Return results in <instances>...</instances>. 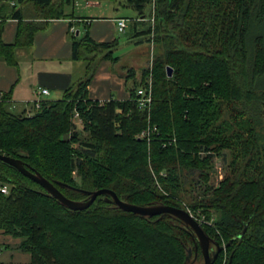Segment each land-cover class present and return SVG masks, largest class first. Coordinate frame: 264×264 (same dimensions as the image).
<instances>
[{"label": "trees", "instance_id": "trees-1", "mask_svg": "<svg viewBox=\"0 0 264 264\" xmlns=\"http://www.w3.org/2000/svg\"><path fill=\"white\" fill-rule=\"evenodd\" d=\"M72 1L0 0V58L16 64L15 49L30 46L48 20L70 16ZM121 3L136 12L133 30L152 46L151 67L127 74L129 98H88L93 60L118 57L116 40L97 42L84 25L70 37L72 59L87 63L85 73L60 99L25 116L9 111L3 96L0 154L73 200L100 188L140 206L181 208L186 199L223 246L212 264H264V0H155L152 23L151 0ZM8 18L19 21L14 44L1 40ZM149 76L147 112L135 93ZM148 125L156 127L150 139L137 137ZM223 151L224 175L209 184L212 160ZM2 184L9 192H0V233L18 238L33 264H185L193 251L191 229L170 214L123 211L106 194L70 210L0 160Z\"/></svg>", "mask_w": 264, "mask_h": 264}, {"label": "crops", "instance_id": "crops-1", "mask_svg": "<svg viewBox=\"0 0 264 264\" xmlns=\"http://www.w3.org/2000/svg\"><path fill=\"white\" fill-rule=\"evenodd\" d=\"M74 1L69 6H73ZM94 4L97 5V11H91L94 9L92 7L86 15L76 13L71 7V11L66 8V13L70 16L48 20L44 28L33 33L30 46H19L15 49L16 64H9L0 58V93L6 97L9 111L31 116L35 112V101L41 103L60 99L66 88L84 76L87 63L72 59L71 33L75 36L82 35V27L85 25L93 40L97 42L116 40L118 46L120 35L124 34L125 30L123 32L117 30L115 19L127 18V26L130 22L138 20L136 14L129 18L119 14L120 6L115 8L111 5V11L105 13L100 3ZM86 5L92 4L87 2ZM18 25L19 21L13 18L3 22L1 40L4 44L15 43ZM137 31L139 29H134L132 34L137 40L132 38L128 40L129 44L132 42L137 52L144 50L145 54V49H142L143 38L138 36ZM137 58L134 56V60H138ZM118 60L119 57L116 62ZM113 62L102 58V55L93 60L92 76L87 86V95L91 100L103 102L109 99L129 98L128 73L125 68L114 73ZM135 67L137 66H131L134 70ZM40 88L47 89L48 93L39 94ZM18 243V238L0 233V264H33L30 255L18 249Z\"/></svg>", "mask_w": 264, "mask_h": 264}, {"label": "water", "instance_id": "water-1", "mask_svg": "<svg viewBox=\"0 0 264 264\" xmlns=\"http://www.w3.org/2000/svg\"><path fill=\"white\" fill-rule=\"evenodd\" d=\"M166 72L167 76L170 77L172 75V68L170 66H166ZM0 160L11 165L20 173L39 184L49 195L53 196L58 202L70 210H83L87 208L97 196L106 194L109 195L110 201L123 211L150 217L167 213L176 217L186 226H188L192 230L193 234L197 237L204 255V264H212L215 261L218 252L223 249V246H220L217 242H214V245L216 246V253L212 258H210L208 247L211 239L206 235L202 226L186 210L182 208L169 205L140 206L128 203L119 199L116 193L108 188H100L93 191L81 190V192L88 195V199L73 200L63 195L52 182L45 179L38 172L28 169L20 159L0 154Z\"/></svg>", "mask_w": 264, "mask_h": 264}, {"label": "rangeland", "instance_id": "rangeland-1", "mask_svg": "<svg viewBox=\"0 0 264 264\" xmlns=\"http://www.w3.org/2000/svg\"><path fill=\"white\" fill-rule=\"evenodd\" d=\"M90 3L92 5H86V3ZM94 2H97L98 4L100 3V7L103 9V12H110L111 11V7L114 6L115 8H118L120 6V13L123 16L126 17H130L136 14V12L128 7V6H124L121 2H123V0H75L74 1V5L73 6H68L67 10L71 11V7L72 9L76 12V13H80L83 15H86V12L90 11L92 9V7L94 9H92L91 11H97V5L94 4ZM112 5V6H111ZM129 23V22H128ZM133 27H132V23L130 22L127 26V28L125 29V33L120 35V43L119 45L116 47V49L114 50V55L119 57V60L117 62H113V64H115V66H113V72L116 73L118 72V70H121L122 68H125L126 73H129L131 71H134L133 68H131L132 65H136L137 67H135V71L137 77L140 76V72L141 70H143L144 67H151V60H152V56H151V51H152V46L146 47V43L145 40H143V45H142V49H145L146 53L144 54V50L142 52H137V49L134 48V44L131 42V44H129L132 38L136 39V36H133ZM144 39V38H143ZM134 40V41H136ZM138 53V54H137ZM134 56H137L138 60H134ZM136 64H135V63ZM36 110V109H35ZM74 124H75V128L76 130L81 132V123L76 119L74 120ZM81 135H85L84 132L80 133ZM139 135H137L138 137ZM75 145V144H74ZM225 158H227V151H223V155H217L214 157L213 161V168L211 170V174H210V179H209V184H217L218 181H220L224 175L225 172ZM72 175L75 176L76 173L75 171L72 172ZM180 200V199H179ZM181 204L183 207H181L182 209L186 210L190 215L193 216V218L200 224L202 225V223H205V221L203 220L202 217H198L196 214L193 213V210L188 206L187 204V200L183 199L180 200ZM189 259L190 264H202L203 261L202 260H198L196 262L190 261L192 259V255Z\"/></svg>", "mask_w": 264, "mask_h": 264}, {"label": "built area", "instance_id": "built-area-1", "mask_svg": "<svg viewBox=\"0 0 264 264\" xmlns=\"http://www.w3.org/2000/svg\"><path fill=\"white\" fill-rule=\"evenodd\" d=\"M154 2L155 0H151L152 6H151V17L148 19L152 23L153 21V15H154ZM127 18L119 17L115 19L116 28L119 32H123L127 26ZM39 94H47L48 90L45 88H40L38 90ZM135 101L137 103V106L141 110H146L149 112L151 101H152V93H151V77L149 76L148 83L145 87H139L136 90L135 93ZM3 99V95L0 93V101ZM40 102L35 101L34 107L37 109L39 107ZM78 120L81 123L79 114L75 111L73 114V122L74 120ZM156 131L155 126H147L144 128L138 135L139 138H146L147 140L150 139V134ZM0 192L3 194H7L9 192V186L7 184L0 185ZM192 216V215H191ZM193 217V216H192Z\"/></svg>", "mask_w": 264, "mask_h": 264}, {"label": "flooded vegetation", "instance_id": "flooded-vegetation-1", "mask_svg": "<svg viewBox=\"0 0 264 264\" xmlns=\"http://www.w3.org/2000/svg\"><path fill=\"white\" fill-rule=\"evenodd\" d=\"M192 231V230H191ZM207 235V234H206ZM192 236H193V239H194V243H193V251H191L190 249L188 250V258L191 257L192 255V259L190 261H193V262H196L198 260H202L204 264V255L202 253V250H201V247L199 245V242H198V239L197 237L193 234L192 232ZM208 236V235H207ZM209 237V236H208ZM210 238V237H209ZM211 239V242L209 244V247H208V252H209V256L210 258H212L214 256V254L216 253V246L214 245V242L215 240L210 238ZM222 250V249H221ZM220 250V251H221ZM219 251V252H220ZM218 252V253H219ZM218 256V254H217ZM217 258V257H216ZM185 264H190L189 262V259H187L186 263Z\"/></svg>", "mask_w": 264, "mask_h": 264}]
</instances>
